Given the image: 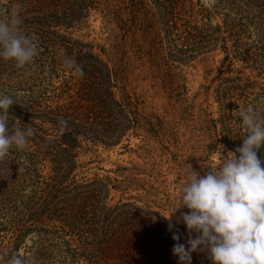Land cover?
Segmentation results:
<instances>
[{"label":"trees","instance_id":"16d2710c","mask_svg":"<svg viewBox=\"0 0 264 264\" xmlns=\"http://www.w3.org/2000/svg\"><path fill=\"white\" fill-rule=\"evenodd\" d=\"M96 8L125 39L147 45L155 66L163 53L170 62L224 53L215 89L220 115L204 128L207 149L222 159L242 146L239 110L264 117V0H218L215 25L191 0H0V19L16 11L39 53L24 68L0 59V96L16 101L9 127L35 130L24 150L13 148L0 162V264L12 256L23 264H177L164 214L131 201L111 204L109 182L79 180L83 143L114 149L136 130L114 91L119 71L93 45L63 33L87 25ZM258 156L264 166V145ZM179 228L183 243L187 232Z\"/></svg>","mask_w":264,"mask_h":264},{"label":"rangeland","instance_id":"374dc122","mask_svg":"<svg viewBox=\"0 0 264 264\" xmlns=\"http://www.w3.org/2000/svg\"><path fill=\"white\" fill-rule=\"evenodd\" d=\"M191 1L196 11L211 14L214 25L221 23L215 12L218 0ZM106 21L96 8L87 25L63 33L93 45L94 52L119 71L114 76V91L136 120V130L129 141L114 149L83 143L78 150L79 180L109 182L111 204L136 202L169 217L180 205L190 165L204 175L222 162L221 151L207 149L210 140L204 128L220 115L215 89L225 55L219 49L191 62H170L163 53L161 63L155 66L147 45L125 39L123 31ZM141 47L145 49L139 52ZM187 211L184 208L175 215ZM181 226L187 232L186 226ZM192 264L212 261L207 252L198 251L193 253Z\"/></svg>","mask_w":264,"mask_h":264},{"label":"clouds","instance_id":"9594fccd","mask_svg":"<svg viewBox=\"0 0 264 264\" xmlns=\"http://www.w3.org/2000/svg\"><path fill=\"white\" fill-rule=\"evenodd\" d=\"M21 24L16 11L0 19V59L13 61L17 68L32 64L39 54L34 37L24 33ZM64 63L83 75L73 59L66 58ZM15 102L9 95L0 96V162L11 149L24 150L35 134L31 123L9 127V109ZM239 113L246 130L242 146L227 155L223 151L222 162L204 175L190 165L180 205L165 218L175 241L172 254L179 264H192L198 251L207 252L212 264H264V166L258 156L264 145V117L251 109ZM184 208L188 211L176 217ZM180 225L186 226V243L180 242ZM7 264H23V260L12 256Z\"/></svg>","mask_w":264,"mask_h":264}]
</instances>
